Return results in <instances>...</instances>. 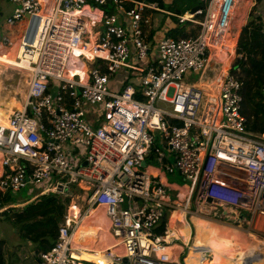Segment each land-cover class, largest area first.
I'll use <instances>...</instances> for the list:
<instances>
[{"label":"built area","instance_id":"1","mask_svg":"<svg viewBox=\"0 0 264 264\" xmlns=\"http://www.w3.org/2000/svg\"><path fill=\"white\" fill-rule=\"evenodd\" d=\"M7 1L12 8L3 29L23 26L2 35L6 45L11 34L17 38V65L6 66L27 83L23 104L0 125V197L33 185L40 195L69 199L38 264H187L189 248L196 252L192 216L248 235L257 231L253 223L264 218V132L245 129L241 82L230 71L235 47L225 71L219 57L229 49L232 10L255 0H201L193 13L176 15L197 31L162 36L154 48L143 27L148 11H161L156 0ZM260 32L264 36V24ZM151 51L157 55L150 60ZM210 61L219 66L214 79H184ZM77 68L81 74H66ZM120 69L126 78L111 91L108 82ZM153 130L166 154L153 145ZM150 151L164 174L175 170L188 183L165 184L143 169ZM77 200L84 206L73 218L68 208ZM97 206L116 240L100 250L103 263L80 258L72 246L79 221Z\"/></svg>","mask_w":264,"mask_h":264},{"label":"trees","instance_id":"2","mask_svg":"<svg viewBox=\"0 0 264 264\" xmlns=\"http://www.w3.org/2000/svg\"><path fill=\"white\" fill-rule=\"evenodd\" d=\"M156 1L158 6L163 9V4L159 0ZM187 2H190V8L198 4V0H187ZM169 9L179 15H182L187 10V8L178 5L175 1L172 6L166 8V10ZM186 24H188V22H186ZM185 25L167 29L165 31V37H182L188 35L183 31ZM259 29L260 25L255 23L253 19L242 28L236 41V56L230 66V71H233L241 82V114L245 119V129L251 132L255 131L256 128L249 124V119L260 112L263 113L264 119V103H262V100H264V92L261 93L262 90L253 88L254 86H258L264 77V36ZM153 33L154 30H151L147 36L150 42H152ZM230 57V53L224 54V57L221 59L223 67H226ZM6 63L0 64V72L2 69H5L3 66L5 67ZM235 68L237 69L236 72ZM244 101L250 108H254L258 111V113L256 114L252 109L251 112H248L244 106ZM2 106L10 110L12 107H19L15 102L4 103ZM262 132H264V130H262ZM148 156L152 158L154 153L150 151ZM7 200L8 196L0 197L1 204L5 203ZM64 208L63 201L54 195L48 194L41 195L35 201L28 202L22 206L5 208L1 213H7L11 222L16 226V232L25 240L35 245L37 254L46 251L53 244L58 225L64 213ZM91 220L96 222L92 228L96 230L100 227L105 228V224L99 213H93L84 223L88 225V222ZM162 227L163 223L160 224L158 229ZM187 230L188 228H186V231ZM212 241V237L209 236L202 237L200 240H195L193 238L192 248L208 247L212 244ZM191 253V250H188L184 259L187 264H191ZM0 264H5L2 260L1 252Z\"/></svg>","mask_w":264,"mask_h":264},{"label":"rangeland","instance_id":"3","mask_svg":"<svg viewBox=\"0 0 264 264\" xmlns=\"http://www.w3.org/2000/svg\"><path fill=\"white\" fill-rule=\"evenodd\" d=\"M162 4H163V8H168L169 5L167 4H164L161 0H159ZM175 2H177L178 5L180 6H183L185 8H187V10L190 8V2H187V0H174ZM245 2V1H244ZM244 2H240L237 7V9L235 10V13H234V16L231 20V23L230 26H236L237 28L240 27L241 24H243V20H244V15L243 13L245 12V9L249 6L248 4H245L244 5ZM264 3V0L261 1V3L258 5V7L256 8V10L254 11V14H256L257 16H262L258 10V8ZM192 7V6H191ZM12 8V4L10 2H8L7 0H0V23L2 21V24L4 23V18L6 15L9 14L10 10ZM186 10V11H187ZM7 11H9L7 13ZM164 10L161 9V12H158V11H148L147 13V17L148 19H150L149 21V24L147 23L144 27H143V30H144V33H145V37L146 39L149 32L151 30L154 29V33H155V30H156V25H155V21L157 20L159 22V19L160 18H164V19H168V17H170L169 14H167L168 12H165L163 13ZM259 20V19H258ZM262 23H264V18H261L260 19ZM259 20V21H260ZM152 22V23H151ZM233 23V24H232ZM181 24V23H179ZM186 23H182L181 25H185ZM229 26V25H228ZM153 28V29H150V28ZM192 26H188V28H191ZM14 30V29H12ZM9 28H5V29H0V31L3 33V34H8L10 31ZM14 33V32H12ZM228 33V32H227ZM235 33V32H234ZM234 33L233 34H230V32L228 33L230 35V39L231 37L234 36ZM155 36V37H153ZM11 37L13 39H15L16 37H14L13 34H11ZM161 35L159 36H156L155 34L152 35V41H154L155 39H158L160 38ZM2 38V37H0ZM154 38V39H153ZM2 40V39H1ZM16 45L13 46L12 50L11 49H4L1 45H0V60H6L7 58H13L15 56V52H14V49L16 51ZM151 48H154V43H150L149 45ZM152 55H157L155 51H151L149 53V58L151 60V56ZM233 55V54H232ZM220 56H222V53L220 52ZM219 56V57H220ZM231 60V57L229 58V61ZM129 62L131 64H135V65H142V63H139L138 61H136L134 58L130 57L129 58ZM3 68H6L8 70H5V72L3 74H0V79L2 80H5L6 81V84H4V88L2 89V94L5 95V94H8V90H10L11 88V84H8L10 83L11 80H13V72H15L16 70L11 68V67H8V66H3ZM83 71V68H81L80 70H77V72L79 74H81ZM219 70L217 68V66L213 65L211 67L207 66L206 69L204 70H201V71H194V72H189V73H186L184 75V79H186L187 81L189 82H193V81H197V80H203V81H209V80H212L214 79V77L218 74ZM73 71H69V73H66L67 75L69 74H72ZM20 74V72H19ZM21 75V74H20ZM15 76V75H14ZM19 76V75H18ZM16 77L15 80L17 81V87L19 90L21 89H24V82H25V75H21L22 77ZM119 78H118V77ZM119 79V81H118ZM113 80V81H111ZM122 83V78H120V74H115L114 77L112 79H110V81L108 82V88L109 89H112V90H116L118 88V86H120ZM135 83L137 84V86H139V79L138 77L136 78V81ZM244 106L245 108L247 109L248 112H251V109L257 114L258 111H256L254 108H250V106L244 101ZM261 114H263L262 112H260ZM254 117V118H253ZM249 119V124L251 126H254V128H256L257 130H264V119L263 117H258V116H253ZM256 129L255 131H252L251 133L252 134H255L256 132ZM151 136L153 137V139L155 140V142L153 143L154 146H159L160 147V150H162L163 153H167V150L166 148H164L163 146H161L160 144L158 145L156 140H157V137L159 135V132L158 131H151L150 132ZM84 153V147L83 146H79V152L77 154L78 157H82ZM169 160L170 162H172V156H169ZM146 163L147 164H150L152 166H155L156 164H158L156 162V159H155V154L152 158L150 157H146ZM166 179L168 182H174L176 184H183V183H188V181H186L185 179L182 178V176H180L177 171H173L172 174L170 173H166ZM52 178H50L49 180H47L45 183H43V186L45 185H49L50 182H51ZM38 190V187H35L33 185H27L25 186L24 188L16 191V192H5L4 193V196H8V200L5 201V203L1 204L0 207H3V208H9L8 207V204L10 205H13L14 203H18L20 201H23L25 199H27L28 197L32 196L34 194V192ZM58 198V197H57ZM78 204H81V203H78ZM11 207V206H10ZM76 210L72 211V213H75ZM175 227L176 229H180L181 225H180V221L178 220L177 216H176V221H175ZM214 222V221H213ZM89 223V222H88ZM87 223H84L83 225H86ZM189 226L191 228V231H192V237L194 236V230H195V227H194V224H192L191 222L189 223ZM192 226V227H191ZM212 227L210 228V230H215L217 229L216 226L214 225H211ZM16 226L13 224V222H11L10 218L8 217L7 213L4 212V213H1L0 212V246L2 244V254H7L9 255L10 258L13 257V260H14V264H23V263H26L27 262V259L26 258H29L31 259L33 256L32 255H29V256H26L25 258H21V259H15L14 256H12V253L9 252V249H11V244L15 241V240H18L19 242H22V243H25V239L22 238V237H19V234L16 231ZM102 229L103 232H105V228H102L100 227L98 229V231ZM249 232L251 233H255L257 236V238L259 239H262L264 240V229H258L257 231H252V230H248ZM246 233V232H244ZM104 234V233H103ZM246 235V234H245ZM249 235H252V234H249ZM247 239H251V237H248ZM250 246H253V245H250Z\"/></svg>","mask_w":264,"mask_h":264},{"label":"crops","instance_id":"4","mask_svg":"<svg viewBox=\"0 0 264 264\" xmlns=\"http://www.w3.org/2000/svg\"><path fill=\"white\" fill-rule=\"evenodd\" d=\"M164 4H167V5H169V6H172L173 5V3H174V0H161ZM261 1L262 0H255V2H254V5L252 6V7H250V8H246L245 9V12L243 13V15H244V20H243V24H241L240 25V27L239 28H237L236 26H232L231 25V30H230V32H231V34H233L234 32V36L233 37H231V39H230V35L227 33L226 34V36H227V39H226V45L228 46V51H229V53H230V56H231V58H232V54H233V51H234V47L236 46V41H237V39H238V37H239V34H240V32H241V30H242V28L248 23V22H250L252 19L254 20V22L255 23H258L259 25H260V29L259 30H261V27L263 26V24L264 23H262L261 22V18H264V3L258 8V10H259V12H260V14L262 15V16H257L256 14H254V11L256 10V8L258 7V5L261 3ZM202 4V1L201 0H198V5H201ZM238 7V6H237ZM237 7H235V9H234V13H235V10L237 9ZM160 9H162V8H160ZM163 10H164V12L163 13H165V12H168L167 14H169L170 15V17H168V19L166 20V19H162V18H160L159 19V22L156 20L155 22V25H156V30H155V33H153V34H155L156 36H159V35H161V37L162 36H165V31L167 30V29H170V28H175V27H179V26H181V24L182 23H186V22H188V24H186L185 26H184V28H183V31L185 32V33H187V34H194L196 31H197V25L196 24H194V23H191V22H189V21H183V22H180L181 24H179V22L177 21V18H176V15H179V14H177L176 12H174V11H170V9L169 10H166V9H164L163 8ZM11 11V10H10ZM188 11V10H187ZM9 11H7V13H8ZM159 12H161V11H159ZM10 13V12H9ZM198 18V17H197ZM176 19V20H175ZM260 21H259V20ZM149 21H150V19H149ZM149 21H148V24H149ZM152 23V22H151ZM231 23V22H230ZM233 24V23H232ZM5 25H4V23L2 24V21H1V23H0V29L2 30L3 29V27H4ZM16 29L19 27V26H23V23L22 22H19V23H17L16 25ZM188 26H192L191 28H188ZM230 27V26H229ZM150 28V27H149ZM150 29H153V28H150ZM154 30V29H153ZM14 31V34H16V32H15V30H12V31H10V32H13ZM2 35H3V33L0 31V37H2ZM14 37H16V35H14ZM153 37H155V36H153ZM177 37H180V36H177ZM3 38V37H2ZM2 38H0V45L4 48V49H11L12 50V48H13V46L14 45H16V39L17 38H15V39H13L12 37H11V39H12V47L10 48V46L9 47H7V45H6V47L1 43L2 42ZM171 38H176V37H171ZM154 39V38H153ZM150 43H152V42H150ZM221 53H222V56H220V60L224 57V54H228V53H226L225 51H220ZM11 60H16L15 59V56L12 58V59H10V58H7L6 60H0V64H3V63H8V62H10ZM6 63V64H7ZM228 63H229V59H228V62H227V64H226V66L228 65ZM213 65H215V66H217V68L219 69V66H218V64L214 61L213 63H212V61H210L209 62V64H208V66L209 67H211V66H213ZM81 69V68H80ZM79 69V70H80ZM5 70H8V69H2L1 70V72H0V74H3L4 72H5ZM78 70V68L77 69H73L72 71L73 72H75V71H77ZM9 71V70H8ZM225 71V70H224ZM117 74H120V78H122V80H124L125 78H126V74H125V70L124 69H120L118 72H117ZM15 75V76H14ZM13 80H11L10 81V83H8V84H11V88H10V90H8V94H5V95H3L2 94V89L4 88V84H6V81L5 80H2V79H0V106H2L3 104H4V102L5 101H7V100H9L10 99V97H13L19 104V107L18 108H20L21 107V105L23 104V101H24V98H25V86H26V84H24V89H21V90H18V87H17V81L15 80V78L18 76V74L16 73V71L15 72H13ZM19 77V76H18ZM118 77V76H117ZM119 78V77H118ZM111 81H113V80H111ZM118 81H119V79H118ZM119 87V86H118ZM263 87H264V77H263V80L260 82V84L258 85V86H254L253 88H257V89H260V90H262L261 91V93L262 92H264V90H263ZM118 89V88H117ZM116 89V90H117ZM18 92H17V91ZM111 91H116V90H112V89H110ZM21 92V93H20ZM19 93H20V95H19ZM23 94V95H22ZM22 96V97H21ZM263 98H264V95H263ZM256 100V99H255ZM262 103H264V100H262ZM17 107H12L11 108V110L10 111H12V110H14V109H16ZM17 108V109H18ZM5 111H7L6 109H4V112ZM10 111H9V113H10ZM8 113V114H9ZM7 114V115H8ZM256 116H258V117H263V115L261 114V113H259V114H257ZM253 117V116H252ZM254 118V117H253ZM262 132V130H256V132L255 133H261ZM149 157V156H148ZM170 158V157H169ZM146 158H145V160H144V162H145V165L143 166V169H145L148 173H150V174H152V175H159L160 176V178H161V181L163 182V183H165V184H171V183H173L174 184V182H168L167 181V179H166V173L164 174L163 172H162V170H160L159 168H158V165L156 164L155 166H152V165H150V164H147L146 163ZM169 162H170V160H169ZM170 174H172V173H170ZM74 191H76V190H74ZM39 195H40V193H39V190H36L35 192H34V194L32 195V196H30V197H28L27 199H25V200H23V201H20V202H18V203H14L13 205H10V204H8V207H14V206H22V205H24V204H26V203H28V202H32V201H35L38 197H39ZM61 201H63L64 202V204H67V202H69V199L68 200H66V202L64 201V199H62V198H60V197H58ZM82 204H83V202H81V204H77V206H76V208L78 209V211H81L82 210ZM65 206V205H64ZM65 209V208H64ZM92 209V208H91ZM90 209V210H91ZM95 209H96V211L95 212H97V210L98 209H102L101 211L103 212L102 213V218H106V216H105V214H104V208L103 207H101V206H99V208H96L95 207ZM94 209V210H95ZM89 210V211H90ZM89 211H88V213H87V215H85V216H88V214H89ZM107 219V218H106ZM105 219V221H106V226L108 227L107 228V232H108V240L106 239V238H104L102 235H100V232L98 231V230H96V232H97V236L96 237H99V236H102L104 239H106L107 240V242H108V244L106 245V247L104 246V243H102L101 241H100V243H98V242H93L92 240H94V238L95 237H87V236H83L81 239H76L77 238V234L78 233H76L75 234V242H76V244L77 245H82V246H84V247H86L88 250H91V251H94V250H97V248L99 249V248H101V247H105V248H108V247H111L113 244H115L116 243V240L115 239H113L111 236H110V234H109V222L107 223V221H108V219L106 220ZM94 224H96V222L95 221H90L89 222V224L87 225H82L81 226V228L79 229V231L80 230H84V229H88V228H92V227H94ZM92 229H94V228H92ZM78 231V232H79ZM16 232V231H15ZM19 237H21L20 235H19ZM23 238V237H22ZM26 242L25 243H22V242H19L18 240H15L12 244H11V249H9V252L10 253H12V256H14V258L15 259H21V258H25L26 256H29V255H32L33 257L31 258V259H29V258H26L27 259V262L26 263H23V264H38L39 263V260H38V254L39 253H37L36 254V247H35V245L33 244V243H31V242H29V241H27V240H25ZM113 241V242H112ZM118 252H119V250H118V247H116L115 248ZM0 252H1V254H2V244H1V246H0ZM91 258H96L95 256H93V255H91ZM2 260L5 262V264H14L15 262H14V260H13V257L12 258H10L9 257V255H7V254H2Z\"/></svg>","mask_w":264,"mask_h":264},{"label":"bare ground","instance_id":"5","mask_svg":"<svg viewBox=\"0 0 264 264\" xmlns=\"http://www.w3.org/2000/svg\"><path fill=\"white\" fill-rule=\"evenodd\" d=\"M234 9L232 10V13H231L232 15L234 14ZM9 29L16 30V26H11ZM1 43L6 47V42L4 38H2ZM11 45H12V39L10 37V42L8 43L7 47ZM225 52L229 53L228 50ZM6 65L15 67L17 65V61L11 60ZM226 67H223L222 70L224 71ZM72 70L73 69H70L69 71H72ZM75 73H78V72L75 71ZM24 80H25L24 83L26 84L27 77ZM9 102H15L19 104L13 97H10V99L5 101L4 103H9ZM4 109H6L7 111L4 112ZM9 111L10 109L0 106V125H4V126L6 125V117ZM77 193L79 196L82 195V191L80 190ZM81 202L83 201L77 200V202L75 203H81ZM83 206L84 205L82 204V207ZM96 208H99V206H97ZM94 209L95 208H92L89 211L88 216H83L81 220L79 221L78 226L72 233V246L75 248H79L80 252L78 253V256L80 258H85L87 260H91L94 262L103 263L102 259L100 258L98 254L100 250L104 249L106 245L108 244L107 242L108 240L107 238L109 236L107 232L108 227L106 226V221H105L106 218L105 219L102 218V213H103L101 211L102 209H98L97 212H95L96 209L95 210ZM74 210H77L76 206L68 208V212L70 214H73L72 216L73 218H76L77 212L72 213V211ZM93 213H99L101 215V218L105 224V232H103L102 229L99 230V232H100V235H102L104 238L107 239L106 240L102 236H99V237H95L94 240H92L93 242H98V243H100L101 241L102 243H104V246H105L99 249L97 248V250H94L95 255L91 253V250H88L86 247L82 245H77L75 242V234L78 233L79 229L84 224L85 220H88L90 216H92ZM177 218L180 222H182L181 215H177ZM191 219L195 227V231H194L195 236L193 237L195 240H200L202 237H206V236L212 237V240H213L212 244L208 247H202V248L200 247L196 249L194 248L196 252H192V250L189 248V250H191L192 252L191 253V264H219V263H222V264H264V240L257 238L256 237L257 235L255 233L253 234L249 232L252 235H248L246 234L247 232L246 233L242 232L237 226H231L225 223L209 222L207 220H203L196 216H192ZM258 220L259 221L257 223L255 224L253 223L252 225L255 228L254 230H258L260 228L264 229V218H259ZM211 225L216 226L217 229L210 230V228L212 227ZM248 237H251V239H247ZM250 245H253V246H250ZM203 249H209L211 251V254L208 257L201 256L200 253ZM91 255L95 256L96 258L94 259L91 258ZM196 256L198 257V259H196Z\"/></svg>","mask_w":264,"mask_h":264},{"label":"water","instance_id":"6","mask_svg":"<svg viewBox=\"0 0 264 264\" xmlns=\"http://www.w3.org/2000/svg\"><path fill=\"white\" fill-rule=\"evenodd\" d=\"M200 5L196 4L194 6H192L191 8L188 9V13H193L196 9H199ZM30 37V36H29ZM29 37H27L26 39H29ZM145 165V162L142 161L141 162V167H143ZM122 207L125 208L126 207V200L125 198H123L122 200ZM167 215V212H164L163 214V220H165ZM83 236H87V237H96L97 236V232L95 229L92 228H88V229H84V230H80L77 234V238L76 239H81Z\"/></svg>","mask_w":264,"mask_h":264},{"label":"clouds","instance_id":"7","mask_svg":"<svg viewBox=\"0 0 264 264\" xmlns=\"http://www.w3.org/2000/svg\"><path fill=\"white\" fill-rule=\"evenodd\" d=\"M39 196H41V195H39ZM57 197V196H56Z\"/></svg>","mask_w":264,"mask_h":264}]
</instances>
